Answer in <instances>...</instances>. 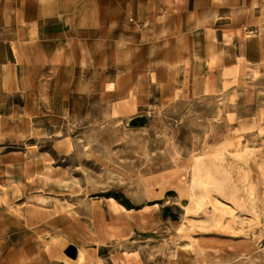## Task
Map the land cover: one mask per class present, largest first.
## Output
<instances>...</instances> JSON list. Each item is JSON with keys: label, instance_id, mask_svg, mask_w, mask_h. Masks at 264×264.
<instances>
[{"label": "rangeland", "instance_id": "374dc122", "mask_svg": "<svg viewBox=\"0 0 264 264\" xmlns=\"http://www.w3.org/2000/svg\"><path fill=\"white\" fill-rule=\"evenodd\" d=\"M158 99L136 113L63 118L22 189L0 187V215L18 216L48 247L61 235L68 258L77 243L90 264H264V94ZM117 214L125 235L113 233ZM8 226L22 230L3 219L0 238Z\"/></svg>", "mask_w": 264, "mask_h": 264}, {"label": "crops", "instance_id": "0c3cea01", "mask_svg": "<svg viewBox=\"0 0 264 264\" xmlns=\"http://www.w3.org/2000/svg\"><path fill=\"white\" fill-rule=\"evenodd\" d=\"M228 92L264 94V0H0V187L22 189L63 118L136 113L154 93L166 105ZM6 213L0 221L22 230L7 227L0 264H90L77 243L72 260L61 235L48 247ZM125 222L116 215V236Z\"/></svg>", "mask_w": 264, "mask_h": 264}, {"label": "trees", "instance_id": "16d2710c", "mask_svg": "<svg viewBox=\"0 0 264 264\" xmlns=\"http://www.w3.org/2000/svg\"><path fill=\"white\" fill-rule=\"evenodd\" d=\"M115 199H116L117 201H119L121 204H123L127 209H129V210H131V209H135V208L130 204V202H129L128 200L125 201V202H123L119 196H115ZM163 211H164L165 213L168 214V213H170V208H165ZM171 217H174V215H172Z\"/></svg>", "mask_w": 264, "mask_h": 264}, {"label": "water", "instance_id": "95a60500", "mask_svg": "<svg viewBox=\"0 0 264 264\" xmlns=\"http://www.w3.org/2000/svg\"><path fill=\"white\" fill-rule=\"evenodd\" d=\"M67 255L72 258V259H76L77 258V253H78V250L76 247L74 246H70L67 251H66Z\"/></svg>", "mask_w": 264, "mask_h": 264}]
</instances>
